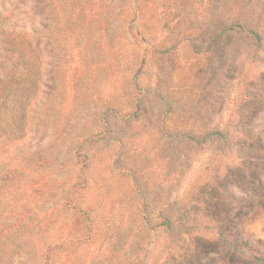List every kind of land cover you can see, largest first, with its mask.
<instances>
[{
	"label": "rangeland",
	"instance_id": "obj_1",
	"mask_svg": "<svg viewBox=\"0 0 264 264\" xmlns=\"http://www.w3.org/2000/svg\"><path fill=\"white\" fill-rule=\"evenodd\" d=\"M213 126L224 138L175 134ZM260 182L264 0H0V264L196 261L153 226L188 208L214 238L201 187L237 250L196 264H252Z\"/></svg>",
	"mask_w": 264,
	"mask_h": 264
},
{
	"label": "trees",
	"instance_id": "obj_2",
	"mask_svg": "<svg viewBox=\"0 0 264 264\" xmlns=\"http://www.w3.org/2000/svg\"><path fill=\"white\" fill-rule=\"evenodd\" d=\"M251 37L254 39L255 43L260 45L261 36L252 32ZM183 134L189 137V139L196 140L197 142H203L211 138L218 139L224 138L225 132L216 126L209 129L200 130L198 132L194 131H178L175 133ZM235 170H238L237 168ZM264 187V182H260ZM201 187L199 193H202V214L211 223L214 222V226L211 228L215 236L214 238H209L208 236H203L200 234H193L192 222L189 217L190 210L188 208H181L179 216L173 214L171 209L165 208L161 210V220L153 227H162L169 236H175L176 240H189L198 243L199 247L194 250L196 256V261L189 260L188 264H196L200 262L199 255H206L210 252L217 251L222 245H227L230 255H234L233 252L237 250L236 246V235L238 232H233L231 210L227 208L225 200L222 195L216 193L215 189L204 190ZM248 211L246 215H248ZM249 253V257L252 260V264H258V261L264 259V253ZM257 260V261H256Z\"/></svg>",
	"mask_w": 264,
	"mask_h": 264
}]
</instances>
